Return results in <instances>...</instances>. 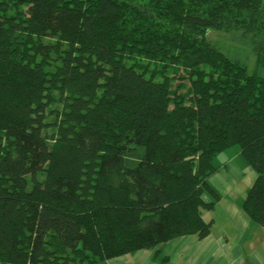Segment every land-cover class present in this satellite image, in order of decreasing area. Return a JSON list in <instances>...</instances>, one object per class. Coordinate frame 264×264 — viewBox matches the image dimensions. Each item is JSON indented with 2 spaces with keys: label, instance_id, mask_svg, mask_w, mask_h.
Listing matches in <instances>:
<instances>
[{
  "label": "trees",
  "instance_id": "1",
  "mask_svg": "<svg viewBox=\"0 0 264 264\" xmlns=\"http://www.w3.org/2000/svg\"><path fill=\"white\" fill-rule=\"evenodd\" d=\"M219 32L254 62L215 48ZM232 147L264 227V0H0V264L206 238Z\"/></svg>",
  "mask_w": 264,
  "mask_h": 264
},
{
  "label": "crops",
  "instance_id": "2",
  "mask_svg": "<svg viewBox=\"0 0 264 264\" xmlns=\"http://www.w3.org/2000/svg\"><path fill=\"white\" fill-rule=\"evenodd\" d=\"M210 184L216 195L206 193L209 207L201 217L210 224L206 238L179 237L153 250L106 260L99 264H264V227L244 212L245 197L257 174L239 147L225 150L215 159Z\"/></svg>",
  "mask_w": 264,
  "mask_h": 264
},
{
  "label": "rangeland",
  "instance_id": "3",
  "mask_svg": "<svg viewBox=\"0 0 264 264\" xmlns=\"http://www.w3.org/2000/svg\"><path fill=\"white\" fill-rule=\"evenodd\" d=\"M226 35L227 33L219 32V34L213 36L212 43L215 48L234 59H240L248 65L254 62V55H252L253 51L251 47L248 50V45L243 46L242 41L231 40Z\"/></svg>",
  "mask_w": 264,
  "mask_h": 264
}]
</instances>
